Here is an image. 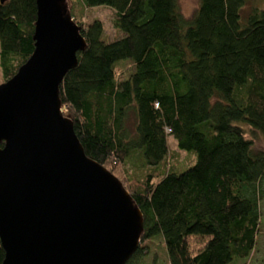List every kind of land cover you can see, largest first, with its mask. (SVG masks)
<instances>
[{"label": "trees", "instance_id": "16d2710c", "mask_svg": "<svg viewBox=\"0 0 264 264\" xmlns=\"http://www.w3.org/2000/svg\"><path fill=\"white\" fill-rule=\"evenodd\" d=\"M80 1L70 13L87 47L59 96L86 156L122 182L143 214L141 244L125 264H145L142 244L156 237L167 264L246 260L264 201V151L253 150L243 128L264 138V0L245 15L247 0H199L190 19L178 0ZM96 7L115 12L122 37L105 40L99 20L82 25L84 10ZM36 12V0L0 3L4 81L33 53ZM127 61L131 73L118 78ZM169 138L195 155L187 169L162 172ZM136 158L145 171L134 184L126 175ZM4 257L0 244V264Z\"/></svg>", "mask_w": 264, "mask_h": 264}, {"label": "water", "instance_id": "95a60500", "mask_svg": "<svg viewBox=\"0 0 264 264\" xmlns=\"http://www.w3.org/2000/svg\"><path fill=\"white\" fill-rule=\"evenodd\" d=\"M36 9L33 53L0 84L2 264H125L143 214L86 156L59 96L86 40L67 0H36Z\"/></svg>", "mask_w": 264, "mask_h": 264}, {"label": "rangeland", "instance_id": "374dc122", "mask_svg": "<svg viewBox=\"0 0 264 264\" xmlns=\"http://www.w3.org/2000/svg\"><path fill=\"white\" fill-rule=\"evenodd\" d=\"M258 0H247V3L243 9V14H247L251 9L252 5ZM69 10L79 8L81 1L80 0H67ZM178 6L182 16L186 19H190L196 12L199 6V0H178ZM78 13V11H76ZM115 12L111 8L107 7H96L84 10V17L80 19V22L83 26H87L94 20H99L103 23L104 26V39L107 41H114L120 37L122 34L114 27ZM133 69V64L129 61L119 63L116 67V74L119 78L120 75L128 76ZM5 82L2 76V71L0 68V84ZM65 111L62 109V112ZM65 116L69 117L65 112ZM133 122V116L129 118V123ZM246 137L253 141V150L254 151H264V138L262 135L251 129L249 126H243ZM169 147H170V156L166 165L163 167L162 172L168 170L173 171H182L191 166L194 162L195 155H189L183 151H180L177 148L175 141L172 138H169ZM129 171L127 177L129 180L135 184L141 182L144 178V171L141 168L139 169L140 161L136 158L135 161H130L128 163ZM156 178L153 182L156 183L159 180V175L156 174ZM261 210V224L258 235L255 241V247L249 258L246 260H238L235 264H264V201L260 202ZM141 244V243H140ZM146 247L147 258L145 264H153L156 260V264H167V257L165 252V247L163 240L160 237H156L150 241L143 243Z\"/></svg>", "mask_w": 264, "mask_h": 264}]
</instances>
